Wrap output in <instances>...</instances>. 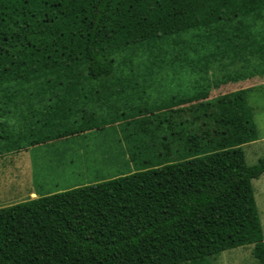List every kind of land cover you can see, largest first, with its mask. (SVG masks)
Returning a JSON list of instances; mask_svg holds the SVG:
<instances>
[{
    "label": "trees",
    "instance_id": "trees-1",
    "mask_svg": "<svg viewBox=\"0 0 264 264\" xmlns=\"http://www.w3.org/2000/svg\"><path fill=\"white\" fill-rule=\"evenodd\" d=\"M260 20L264 0H0V128L24 117L2 136L0 156L94 128L83 114L70 118L76 128L53 125L47 136L32 117L44 99L73 110V99L59 98L63 87L111 76L115 56L128 49L197 30L206 37L221 21L231 45L239 23L249 33ZM261 38L245 61L256 55L264 72ZM172 61L162 75L191 70ZM251 89L208 98L212 88L200 87L152 113L140 109L118 127L134 171L0 208V264H209L249 245L264 264L252 186L264 157L249 166L242 149L258 140Z\"/></svg>",
    "mask_w": 264,
    "mask_h": 264
},
{
    "label": "rangeland",
    "instance_id": "rangeland-1",
    "mask_svg": "<svg viewBox=\"0 0 264 264\" xmlns=\"http://www.w3.org/2000/svg\"><path fill=\"white\" fill-rule=\"evenodd\" d=\"M254 17L256 15L252 18ZM261 21H258L255 30L252 29L249 33L240 28L244 23H239V26L235 27L239 33H236L231 45L226 41L231 38L225 34L226 23L221 21L204 33L206 37L197 30L193 34L158 41L152 47L148 45L141 49L132 47L115 56V69L111 76L97 82L82 78L79 85L74 88L63 87L59 98L73 99L71 104L73 110L68 105L62 106L57 103L49 107L50 103L44 99V103L38 109H34L32 117L33 124L41 133L45 130L48 136L50 133L48 128L53 125L56 129L58 126L59 132L74 129L76 127L72 126L70 118H75L78 123L83 114L85 121L94 125V128L83 134L63 138L66 141L58 142L61 139H57L46 142H58L54 145L0 159V205L7 201H19L10 199L14 195L12 193L15 191L16 196L22 195L26 193L25 188L30 186L39 195L57 193L74 186H86L134 171L132 164L129 163L121 133L118 131L119 125L136 118L140 109H147L152 113L161 109L159 108L161 104L167 103L171 98L189 97L200 87L212 88L209 90L208 98L252 88L248 105L253 110L258 143L245 145L242 149L246 164L255 165L264 157V72L259 69L256 55L248 58V61H245L247 60L245 56L250 54L249 49L252 51L249 43L255 44L257 49L261 45V37H264V23L259 24ZM202 38L207 39L204 47ZM194 41L199 48H194ZM172 48L175 50H171ZM185 50L191 51L195 56L199 53V56L193 59L185 57L183 56ZM177 59L181 60V63H186L191 70L180 73L177 69L173 71L166 69L162 75L161 69L164 68L162 66L169 60ZM228 77L233 80L222 83L224 78ZM24 93L27 94V91ZM27 100L30 102L29 98ZM7 116L13 118L12 113ZM18 119L24 123V117ZM15 120L10 121L7 128H0L2 141L0 146L6 144L2 136L18 127ZM14 178L18 180V185L25 187L16 185L15 190L9 188L6 184ZM252 186L264 239V174L253 180ZM20 202L22 201L16 203ZM7 205L9 204L3 206ZM252 250V245L228 250L211 257L208 262L258 264Z\"/></svg>",
    "mask_w": 264,
    "mask_h": 264
},
{
    "label": "crops",
    "instance_id": "crops-1",
    "mask_svg": "<svg viewBox=\"0 0 264 264\" xmlns=\"http://www.w3.org/2000/svg\"><path fill=\"white\" fill-rule=\"evenodd\" d=\"M39 108V107H38ZM61 141H66V140H58V142H61ZM58 142H55V143H52V142H49V143H44V144H40V145H35V146H30V147H27V148H24L20 151H12L10 153H5L3 154L2 156H0V159H3V158H8V157H11V156H15V155H19V154H22V153H28L30 151H34L40 147H46V146H49V145H54ZM258 141H254L252 143H248V144H245V145H251V144H257ZM243 145V146H245ZM242 146V147H243ZM262 176V175H261ZM260 176V177H261ZM9 188H14L15 190V187L16 185H18V180L17 179H11L7 184H6ZM24 185V184H23ZM27 185V184H26ZM18 186H22V185H18ZM6 187V186H5ZM22 187H25V186H22ZM77 186H74V187H71V188H75ZM71 188H68V189H71ZM26 189V193L24 192L22 195H19V196H16V192L14 191L12 194H14L10 199L11 200H19V201H25L27 199H34V198H37L38 196H44V195H47V194H50V193H42L41 195H39L35 190H33L32 186H30L29 188H25ZM68 189H65V190H68ZM27 194V195H25ZM19 201H7V202H4L2 205H0L1 207H4L3 205L4 204H16V202H19ZM13 202V203H11ZM7 205V206H9ZM0 207V208H1Z\"/></svg>",
    "mask_w": 264,
    "mask_h": 264
}]
</instances>
